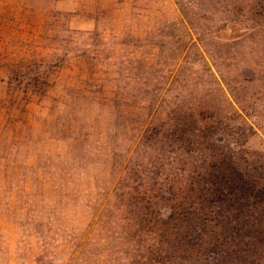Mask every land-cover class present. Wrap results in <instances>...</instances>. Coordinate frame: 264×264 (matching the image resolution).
Masks as SVG:
<instances>
[{
    "label": "rangeland",
    "instance_id": "1",
    "mask_svg": "<svg viewBox=\"0 0 264 264\" xmlns=\"http://www.w3.org/2000/svg\"><path fill=\"white\" fill-rule=\"evenodd\" d=\"M0 264H264V0H0Z\"/></svg>",
    "mask_w": 264,
    "mask_h": 264
}]
</instances>
